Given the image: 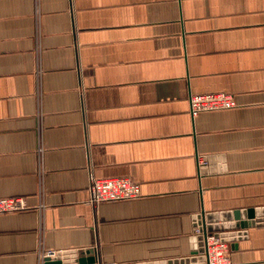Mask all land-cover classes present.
Returning a JSON list of instances; mask_svg holds the SVG:
<instances>
[{
	"label": "crops",
	"instance_id": "1",
	"mask_svg": "<svg viewBox=\"0 0 264 264\" xmlns=\"http://www.w3.org/2000/svg\"><path fill=\"white\" fill-rule=\"evenodd\" d=\"M208 93L236 106L192 118ZM90 175L140 195L92 206ZM15 197L0 264L177 260L192 216L246 210L259 223L230 262L264 264V0H0V199Z\"/></svg>",
	"mask_w": 264,
	"mask_h": 264
},
{
	"label": "built area",
	"instance_id": "2",
	"mask_svg": "<svg viewBox=\"0 0 264 264\" xmlns=\"http://www.w3.org/2000/svg\"><path fill=\"white\" fill-rule=\"evenodd\" d=\"M188 105L189 114L192 118L201 112L228 110L236 106L233 96L225 93L191 95L188 98ZM88 192V203L94 206L105 202L133 200L139 197L140 188L137 183L128 178L97 179L90 175ZM24 210H26V205L23 198L0 199V214ZM196 233H198L197 230ZM228 251L229 246L227 242L221 241L219 238L213 236V234H206L204 252L202 254L204 256V264H231ZM53 254L55 253H50L47 256L52 257Z\"/></svg>",
	"mask_w": 264,
	"mask_h": 264
},
{
	"label": "water",
	"instance_id": "3",
	"mask_svg": "<svg viewBox=\"0 0 264 264\" xmlns=\"http://www.w3.org/2000/svg\"><path fill=\"white\" fill-rule=\"evenodd\" d=\"M208 160H210L208 158ZM207 163V160H204ZM210 171L214 169L210 168ZM206 170L200 169L199 174H204ZM256 216L254 210H246L244 212H220V213H204L201 212L192 216L193 234L189 238L190 251L186 258L172 261H162L146 264H204V239L207 233L219 238L223 242L229 243L231 246L246 235L245 230L259 223L252 220ZM196 230L198 233H196ZM42 264H100L94 256L93 249L65 250L55 252L52 257L45 256ZM145 264V263H136Z\"/></svg>",
	"mask_w": 264,
	"mask_h": 264
}]
</instances>
